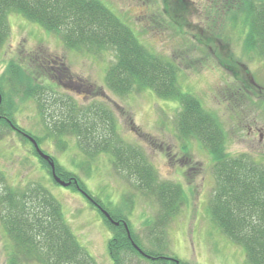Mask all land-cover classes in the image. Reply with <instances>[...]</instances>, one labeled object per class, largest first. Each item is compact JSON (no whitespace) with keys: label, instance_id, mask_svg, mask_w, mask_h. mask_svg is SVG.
<instances>
[{"label":"rangeland","instance_id":"obj_1","mask_svg":"<svg viewBox=\"0 0 264 264\" xmlns=\"http://www.w3.org/2000/svg\"><path fill=\"white\" fill-rule=\"evenodd\" d=\"M100 1L135 33L143 46L177 62L181 70L179 89L197 98L219 119L226 132L228 154L264 163V60L256 55L250 58L244 50V38L239 34L240 14H236L237 25L230 20L233 26L224 16L225 12L234 14L241 9L239 0H219L216 5L212 0ZM214 12L221 14H215V18ZM227 18L229 21L230 15ZM8 24L11 36L0 53V77L8 65L15 63L35 74L37 85L61 82L57 87L60 96H73L75 90L91 96H77L80 104L106 102L115 114L123 141L146 152L160 182L182 186L184 204L180 213L159 231L158 199L138 190L133 180L119 173L112 154L94 153L90 147L82 149L73 136L57 137L46 130L36 100L23 94L11 97V90L5 87L6 100L10 95L14 102L15 122L39 139L40 149L55 158L62 170L75 176L103 208L125 219L145 250L183 264H248L246 249L229 239L213 220L209 210L217 185L213 158L195 139L186 143L180 138L178 105L158 98L151 90L133 91L129 96L108 90V69L116 62L113 50L95 55L68 50L59 35L18 13L9 14ZM229 53L235 54L237 62L229 61ZM31 58L56 60L54 66L62 64L68 74L58 73L57 82L31 63ZM242 81L247 83L242 100H229L226 96L236 92ZM29 149L31 146L16 132L0 137V171L5 176L0 188L11 189L20 198L43 186L61 204L67 224L96 262L113 264L108 251L113 234L98 208L78 189L56 185ZM5 248H0V264L8 263ZM129 264L151 263L133 257Z\"/></svg>","mask_w":264,"mask_h":264},{"label":"trees","instance_id":"obj_2","mask_svg":"<svg viewBox=\"0 0 264 264\" xmlns=\"http://www.w3.org/2000/svg\"><path fill=\"white\" fill-rule=\"evenodd\" d=\"M218 1L212 0L213 5ZM239 2L242 4L239 11L224 13L226 22L237 25L236 14L239 13L242 19L239 34L244 38V50L250 58L256 55L264 60V0ZM11 13H18L47 32L59 35L68 50L94 55L113 50L116 62L108 69L106 84L115 95L129 96L133 91L151 90L158 98L177 104L180 138L184 142L195 139L213 158L217 183L209 207L213 220L229 239L246 249L248 264H264V166L251 157H233L227 153L226 132L219 119L205 110L197 98L179 89L181 70L175 60L166 59L143 46L135 33L100 0H0V51L10 40L8 16ZM208 14L212 15L211 11ZM215 14L221 12H214L213 16L217 18ZM231 41L230 38L228 46ZM35 60L30 61L53 79L57 80L58 73L68 74L62 64L54 66L56 60ZM236 60L235 54L231 53L229 61L235 63ZM229 66L230 63L226 64V68ZM27 69L11 63L0 77V97L3 98L0 117L6 120L0 121V137L16 132L27 142L22 135L26 131L15 122L14 102L10 95L9 101L6 100L3 89L8 87L11 97L23 94L37 101L46 130L57 137H76L82 149L90 147L94 153L112 154L114 168L119 173L133 180L138 190L158 199L160 211L156 229L160 231L161 226H167L184 204L182 186L160 182L146 152L123 141L115 114L106 102L80 104L77 96H91L75 90H72L73 96H60L57 87L61 82L37 85L35 74L28 73ZM241 83L236 92L226 96L229 100H242L247 83ZM247 102L254 104L250 100ZM35 155L39 158L37 153ZM39 162L52 175L48 164L41 158ZM57 174L64 181L79 182L59 164ZM4 182L5 176L0 171V187ZM72 187L76 188L74 184ZM80 188L86 192L81 185ZM112 217L115 222H120L119 226L104 221L113 234L108 245L113 264H129L133 257L152 264H176L174 259H164L145 250L132 231L129 237L121 222L126 220L120 215ZM0 228V248L3 249L5 242L11 247L6 249L7 264H98L67 224L61 204L41 185L20 198L13 190L0 188ZM139 248L147 257L139 252Z\"/></svg>","mask_w":264,"mask_h":264},{"label":"water","instance_id":"obj_3","mask_svg":"<svg viewBox=\"0 0 264 264\" xmlns=\"http://www.w3.org/2000/svg\"><path fill=\"white\" fill-rule=\"evenodd\" d=\"M32 142L34 143L35 147L37 148L39 154H40V155H41L46 161H49V162H50V157L44 155V154L39 150L36 141H35V140H32ZM50 166H51V168H52V172H53V176H54L55 181H56L57 183H59L60 185H62V186H69L70 183L67 184V183L63 182V181L57 176V174H56V166H55V163L51 161V162H50ZM105 215H106V217H107L109 220L112 221V219H111V217L109 216L108 213L105 212ZM117 225H119V224L117 223ZM177 264H179V262H177Z\"/></svg>","mask_w":264,"mask_h":264},{"label":"bare ground","instance_id":"obj_4","mask_svg":"<svg viewBox=\"0 0 264 264\" xmlns=\"http://www.w3.org/2000/svg\"><path fill=\"white\" fill-rule=\"evenodd\" d=\"M4 48H5V47H4ZM4 48H3V49H4ZM3 49L0 51V53L3 51ZM0 102H3V100L0 101ZM0 121H4V122H5L6 120H5L3 117H0Z\"/></svg>","mask_w":264,"mask_h":264},{"label":"flooded vegetation","instance_id":"obj_5","mask_svg":"<svg viewBox=\"0 0 264 264\" xmlns=\"http://www.w3.org/2000/svg\"><path fill=\"white\" fill-rule=\"evenodd\" d=\"M256 106H257V104H256ZM4 118V117H3ZM5 119V118H4ZM261 136H262V134H261Z\"/></svg>","mask_w":264,"mask_h":264}]
</instances>
